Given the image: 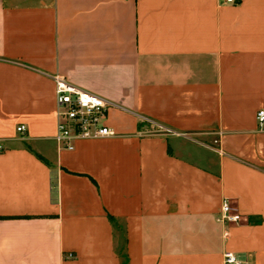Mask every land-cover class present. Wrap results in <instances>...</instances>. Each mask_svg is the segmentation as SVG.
Wrapping results in <instances>:
<instances>
[{
    "label": "crops",
    "instance_id": "0c3cea01",
    "mask_svg": "<svg viewBox=\"0 0 264 264\" xmlns=\"http://www.w3.org/2000/svg\"><path fill=\"white\" fill-rule=\"evenodd\" d=\"M55 77L115 137L61 148ZM261 110L264 0H0V264H264Z\"/></svg>",
    "mask_w": 264,
    "mask_h": 264
},
{
    "label": "built area",
    "instance_id": "2783aa9c",
    "mask_svg": "<svg viewBox=\"0 0 264 264\" xmlns=\"http://www.w3.org/2000/svg\"><path fill=\"white\" fill-rule=\"evenodd\" d=\"M232 3L233 0H226ZM55 142L63 149L72 151L76 141H96L115 137V132L106 126L108 103L101 97L82 91L55 77ZM256 121L259 128L264 125V111H258ZM24 132V127L16 129ZM0 146V152L2 151ZM218 224H238L241 216L235 208L224 201L215 218ZM223 264H241L231 253L223 255Z\"/></svg>",
    "mask_w": 264,
    "mask_h": 264
},
{
    "label": "trees",
    "instance_id": "16d2710c",
    "mask_svg": "<svg viewBox=\"0 0 264 264\" xmlns=\"http://www.w3.org/2000/svg\"><path fill=\"white\" fill-rule=\"evenodd\" d=\"M237 1H239V0H237Z\"/></svg>",
    "mask_w": 264,
    "mask_h": 264
}]
</instances>
